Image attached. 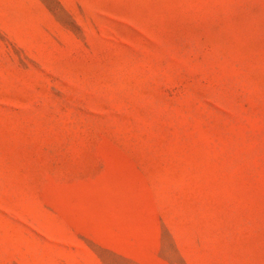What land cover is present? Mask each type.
<instances>
[{
	"label": "rangeland",
	"instance_id": "374dc122",
	"mask_svg": "<svg viewBox=\"0 0 264 264\" xmlns=\"http://www.w3.org/2000/svg\"><path fill=\"white\" fill-rule=\"evenodd\" d=\"M0 264H264V0H0Z\"/></svg>",
	"mask_w": 264,
	"mask_h": 264
}]
</instances>
